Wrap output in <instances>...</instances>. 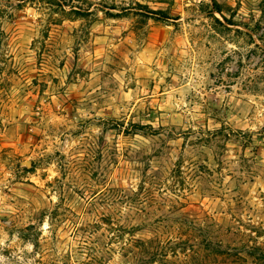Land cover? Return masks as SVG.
Here are the masks:
<instances>
[{
    "label": "rangeland",
    "instance_id": "374dc122",
    "mask_svg": "<svg viewBox=\"0 0 264 264\" xmlns=\"http://www.w3.org/2000/svg\"><path fill=\"white\" fill-rule=\"evenodd\" d=\"M0 264H264V0H0Z\"/></svg>",
    "mask_w": 264,
    "mask_h": 264
}]
</instances>
